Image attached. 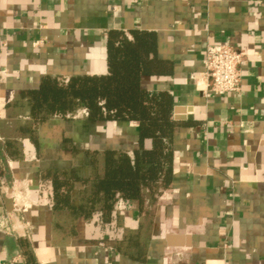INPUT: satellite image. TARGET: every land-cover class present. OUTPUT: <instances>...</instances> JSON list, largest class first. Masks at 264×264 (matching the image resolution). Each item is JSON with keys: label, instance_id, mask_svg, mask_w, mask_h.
<instances>
[{"label": "crops", "instance_id": "0c3cea01", "mask_svg": "<svg viewBox=\"0 0 264 264\" xmlns=\"http://www.w3.org/2000/svg\"><path fill=\"white\" fill-rule=\"evenodd\" d=\"M136 30L156 34L169 69L143 77V88L169 92L174 118L185 123L174 136L171 187L144 210L128 203L110 223L95 215L77 221L75 236L59 235L39 172L73 169L87 179L95 172L88 152L132 156L138 125L89 121L80 109L81 120L40 124L36 143L19 132L27 111L11 104L47 75L106 74L109 33L131 39ZM221 44L243 60L239 92L217 96L201 73ZM6 140L18 142L20 156H0V264H27L23 241L37 264H264V0H0ZM82 188L75 182L76 204ZM137 235L141 255L129 246Z\"/></svg>", "mask_w": 264, "mask_h": 264}, {"label": "trees", "instance_id": "16d2710c", "mask_svg": "<svg viewBox=\"0 0 264 264\" xmlns=\"http://www.w3.org/2000/svg\"><path fill=\"white\" fill-rule=\"evenodd\" d=\"M108 71L103 75H77L68 80L44 76L36 88L25 90L11 104L25 109L29 120L19 132L37 143V128L54 116L65 118L85 109L89 121L137 123L138 143L132 156L122 149L90 151L93 176L79 178L73 169L50 168L39 172L43 184L51 189V210L55 217L65 215L69 231L55 220V229L75 236L77 221L95 215L110 223L117 202L122 199L144 210L147 200L155 202L169 189L174 170L173 141L184 122L174 118V97L166 91L147 90L142 79L168 73V65L157 56V37L153 32L136 30L129 39L124 32L111 31L107 43ZM148 142V145L147 143ZM9 157L20 156L18 142L0 143ZM82 181L79 202L72 197L75 182ZM139 235L129 238V246L138 248ZM22 247L27 264H37L28 241Z\"/></svg>", "mask_w": 264, "mask_h": 264}, {"label": "built area", "instance_id": "2783aa9c", "mask_svg": "<svg viewBox=\"0 0 264 264\" xmlns=\"http://www.w3.org/2000/svg\"><path fill=\"white\" fill-rule=\"evenodd\" d=\"M242 60V52L225 44L217 45L214 51L207 55L203 61L201 76L206 81L207 88L217 96L239 92V66ZM84 112L87 114L86 110ZM126 206H128V203L122 199L116 204L118 209Z\"/></svg>", "mask_w": 264, "mask_h": 264}, {"label": "rangeland", "instance_id": "374dc122", "mask_svg": "<svg viewBox=\"0 0 264 264\" xmlns=\"http://www.w3.org/2000/svg\"><path fill=\"white\" fill-rule=\"evenodd\" d=\"M84 113V112H83ZM85 114V113H84ZM71 119L72 118H74L75 117V120L76 119H79V120H81L82 118H85L86 116L85 115H78L77 116V114H73V115H68ZM54 220H57V221H59L60 223H61V225H63L64 226V228H65V230H67V232L69 231V227H68V223L70 222V220L67 218V216H65V215H61V216H58V217H55V219ZM57 233H59V235H62L63 233L61 232V231H57ZM60 237V236H59Z\"/></svg>", "mask_w": 264, "mask_h": 264}]
</instances>
